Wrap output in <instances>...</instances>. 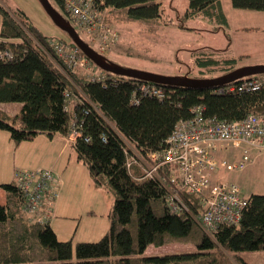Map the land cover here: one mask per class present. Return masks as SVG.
Wrapping results in <instances>:
<instances>
[{
    "label": "trees",
    "instance_id": "obj_1",
    "mask_svg": "<svg viewBox=\"0 0 264 264\" xmlns=\"http://www.w3.org/2000/svg\"><path fill=\"white\" fill-rule=\"evenodd\" d=\"M55 1L65 13V0ZM97 1V9L106 11L109 18L120 16L125 22L144 24L162 18L159 0ZM231 3L234 9L264 12V0ZM0 13V52L13 55L0 59V103L22 104L19 115L0 110V131H7L16 146L40 134L68 139L76 131L78 136L70 146L77 160L90 170L96 185L115 198L109 231L97 242L74 246V238L58 239L51 222L30 220L23 210L25 196L13 180L0 184L7 195L6 203L0 204V264H248L239 252L264 250V195L251 194L240 223L222 224L210 236L194 217L204 211L199 197L182 195L188 211L172 214L165 188L145 178L138 164L127 167L125 153L128 142L146 157L162 151L176 125L191 119L199 106L205 117L225 122L263 113L264 74L255 76L263 82L257 92L222 95L211 88L157 85L163 87L165 96L146 97L139 87L145 82L137 79L106 72V78L97 82L85 74L66 72L49 45L50 38L3 7ZM186 16H203L222 27L229 24L221 0H189ZM194 58L198 73L204 75L232 71L243 56L226 59L204 51ZM134 96L139 98L137 105ZM178 242L193 244L196 250L147 253L150 247Z\"/></svg>",
    "mask_w": 264,
    "mask_h": 264
},
{
    "label": "rangeland",
    "instance_id": "obj_2",
    "mask_svg": "<svg viewBox=\"0 0 264 264\" xmlns=\"http://www.w3.org/2000/svg\"><path fill=\"white\" fill-rule=\"evenodd\" d=\"M159 1L162 18L152 23L125 22L123 17L111 15L109 18L105 12L106 23L118 33V38L104 55L129 68L167 76L188 74L186 71H189L192 76L197 75L199 78H216L227 74L221 71L204 75L198 73L194 57L204 51L226 59L243 56L238 59L236 69L264 64V12L234 9L231 0H221L229 22L228 27H222L203 16H186L189 0ZM51 3L60 10L55 0H51ZM0 7L18 15L52 40L70 41L68 34L51 21L39 0H0ZM60 11L68 18L66 13ZM1 20L0 13V29ZM77 31L99 51L97 32ZM77 73L83 75L86 72L80 68ZM0 109L10 115H19L22 104L1 102ZM71 137L75 138L74 135ZM49 141L38 138L16 146L7 131H0V184L11 181L20 170L49 168L57 160L62 148L61 143L50 147ZM238 155L239 151L231 148L229 153H220L219 157L231 161ZM251 162L243 172L221 171L213 179L220 177L221 181L237 183L246 196L255 193L264 195V155L254 154ZM54 170L60 182V196L51 222H56L59 228L58 237L62 241L74 238V246L79 242H97L109 231L114 196L96 185L90 170L75 158L73 148L58 157ZM57 207H60V211ZM42 213L39 212L40 215ZM193 250H196L193 244L178 242L163 247H150L147 253L162 255ZM238 254L248 264H264V250Z\"/></svg>",
    "mask_w": 264,
    "mask_h": 264
},
{
    "label": "built area",
    "instance_id": "obj_3",
    "mask_svg": "<svg viewBox=\"0 0 264 264\" xmlns=\"http://www.w3.org/2000/svg\"><path fill=\"white\" fill-rule=\"evenodd\" d=\"M97 5V0H65V13L76 30L99 34V51H96L105 54L116 43L118 33L107 25L106 11L97 9ZM49 45L66 72L74 74L81 68L90 80L102 82L106 78V72L97 70L72 42L50 39ZM12 56L7 50L0 52V59L9 60ZM262 86L259 78L251 76L239 83L218 87L214 93H251L260 91ZM139 87L146 97L162 99L166 94L163 87L151 83H142ZM66 97H69L68 93ZM132 99L137 105L139 98L134 96ZM71 136L70 142L77 138V132L74 131ZM165 143L162 151L151 152L148 157L142 155L135 145L126 143V166L138 164L143 167L145 178L155 179L165 188V200L172 214L188 211L182 195L199 197L204 211L194 217L208 235L211 236L222 224H239L249 196L237 183L220 182V178H213L221 171L243 172L252 164L254 154L264 155V112L252 113L241 121L225 122L215 117H205L204 108L199 106L193 110L191 119L182 120L176 125ZM231 148L239 151V155L231 161L219 157L220 153H229ZM13 181L25 196L23 210L30 220L50 223L60 196V182L55 170L52 167L20 170ZM41 211L42 215L39 214Z\"/></svg>",
    "mask_w": 264,
    "mask_h": 264
},
{
    "label": "water",
    "instance_id": "obj_4",
    "mask_svg": "<svg viewBox=\"0 0 264 264\" xmlns=\"http://www.w3.org/2000/svg\"><path fill=\"white\" fill-rule=\"evenodd\" d=\"M39 1L51 18V21L54 22L63 32L68 34L72 43L79 47L82 53L86 55L95 66L101 69V71L103 70L111 75L114 74L121 77H129L145 83L165 87L217 89L221 86H228V84L236 83L244 78L264 74V64L239 67L238 69L229 71L227 74L217 76L216 78H196L190 77L189 74L167 76L149 71L146 72L137 68L134 69L122 66L115 61H111L104 54L98 53L90 44L86 43L80 32H78L72 25L71 21L52 5L51 0Z\"/></svg>",
    "mask_w": 264,
    "mask_h": 264
},
{
    "label": "crops",
    "instance_id": "obj_5",
    "mask_svg": "<svg viewBox=\"0 0 264 264\" xmlns=\"http://www.w3.org/2000/svg\"><path fill=\"white\" fill-rule=\"evenodd\" d=\"M1 110V109H0ZM2 110H4V109H2ZM5 112H6V110H5ZM7 113V112H6ZM9 114V113H8ZM10 115V114H9ZM12 116V115H11ZM38 138H44L46 141H48V140H50L49 142V144H50V147H53V146H58L60 143L62 144V148H61V150H60V153H59V156L58 157H62L65 153H66V151H67V149H69V148H73V147H71L70 146V140H67V138L66 137H64V136H61V135H55V137L54 138H49V137H47V136H45V135H43V134H40V135H38L37 136V138L36 139H38ZM35 141V140H34ZM74 150V149H73ZM74 154H75V152H74ZM58 157L56 158L57 160H58ZM75 158H76V155H75ZM57 160L49 167V168H51L52 167V169L54 170V168L56 167V165H57ZM48 168V169H49ZM13 178H14V176H13ZM13 178H12V180H13ZM220 178V177H219ZM221 179L222 178H220V181H221ZM11 180V181H12ZM11 181H9V182H11ZM6 201H7V195H6V193H5V191H3L1 188H0V204L1 205H4L5 203H6ZM56 204V203H55ZM56 206H57V204L55 205V208H56ZM55 208H54V211L53 212H55L56 213V210H55ZM57 210L58 211H60V207H57ZM52 221V220H51ZM50 225H51V227H53L54 228V230H55V232H56V234H57V237H58V235H59V228L56 226V222L54 223V224H52V222L50 223ZM59 238V237H58ZM60 240H61V238H59Z\"/></svg>",
    "mask_w": 264,
    "mask_h": 264
}]
</instances>
